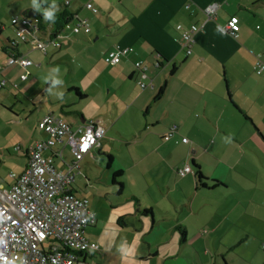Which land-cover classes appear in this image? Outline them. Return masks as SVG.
<instances>
[{
  "label": "crops",
  "instance_id": "0c3cea01",
  "mask_svg": "<svg viewBox=\"0 0 264 264\" xmlns=\"http://www.w3.org/2000/svg\"><path fill=\"white\" fill-rule=\"evenodd\" d=\"M86 1L45 0L53 13L65 8L73 15L72 23L84 18L90 26L87 34L75 35L65 27L54 35L52 23L40 19L37 37L46 40L58 34L61 42L58 48L48 47L47 53L29 41L30 32L25 40L17 39L10 24L12 17L35 19L42 11L24 7L22 14L9 16L7 29L0 6V72L7 79L0 104L8 106L19 124L33 118L36 140L44 137L37 122L48 112L72 127L90 120L105 127L100 147L78 162L76 175L83 176L84 187H74V180L77 195L88 200L87 174L92 169L101 173L103 153L112 156L108 166L113 173L121 170V179L128 180L127 185L122 179L117 190L129 191L124 202L110 203L112 221L99 200L91 207L88 200L94 221L84 235L98 244V250L82 258L83 264H99L97 256L109 254L131 264H264V70L257 73L254 67L258 55L264 61V0H91L98 7L96 14L85 8ZM213 3L215 13L208 17L205 9ZM230 15L239 19L236 37L223 31ZM192 24L199 29L186 55L176 27ZM117 47L132 51L119 63L107 64L105 53ZM12 51L33 64L3 66ZM71 53L94 70L90 84L96 92L105 86L109 95L126 104L123 110L95 111L89 118L79 112L76 121L67 120L71 112L53 94L61 89H54L57 79H65L55 64H63ZM135 62L145 66L144 71ZM25 72L28 77L20 80ZM163 83L162 94L154 99ZM64 84L79 98L86 97L80 86ZM120 119L122 125L129 121L130 129L110 134L108 127ZM172 125L175 129L165 139ZM127 135L129 141L122 143ZM35 139L14 148L24 157L14 172L26 166V148ZM115 142L124 144L125 165L114 164ZM64 150V159L70 160L69 147ZM54 163L64 168L60 159ZM185 163L192 172L180 176L178 169ZM195 164L205 176V186ZM8 178L0 176V181L9 183Z\"/></svg>",
  "mask_w": 264,
  "mask_h": 264
},
{
  "label": "built area",
  "instance_id": "2783aa9c",
  "mask_svg": "<svg viewBox=\"0 0 264 264\" xmlns=\"http://www.w3.org/2000/svg\"><path fill=\"white\" fill-rule=\"evenodd\" d=\"M84 5L92 13H98L93 2L88 1ZM216 7L215 3L206 7L208 17L213 16ZM10 24L17 39L25 40V34L30 32L29 41L43 53H47L50 46H61L58 34L46 40L37 37L36 33L40 30L38 18L16 16L10 19ZM176 28L180 31V44L186 46L189 53L192 35L198 27L191 25L184 30L177 25ZM239 29V20L235 15L230 16L223 27L224 32L234 37L238 36ZM71 32L75 35L89 33L87 19L78 18L71 25ZM130 51L131 47L108 50L104 61L115 65ZM16 64L26 68L33 62L24 55H11L3 66ZM135 67H141L142 71L146 68L140 62H135ZM254 67L257 73L264 70V62L258 56ZM141 75L146 76L144 72ZM19 77L25 80L28 72ZM138 82L142 88L146 86L142 80ZM6 84L7 79L0 72V90ZM37 128L44 137L26 148L24 169L10 171L11 182L0 181V264H83L77 256L78 252L98 250V244L84 235V229L94 221V215L88 209L87 198L71 189L79 172L78 162L101 145L105 127L93 120L72 127L64 119L48 112L38 120ZM174 129L172 125L164 138H170ZM59 143L62 147H58ZM65 146L69 147L70 160L64 159ZM54 159H60L65 164L64 168H58ZM189 172H192L190 163L178 169L180 176Z\"/></svg>",
  "mask_w": 264,
  "mask_h": 264
},
{
  "label": "rangeland",
  "instance_id": "374dc122",
  "mask_svg": "<svg viewBox=\"0 0 264 264\" xmlns=\"http://www.w3.org/2000/svg\"><path fill=\"white\" fill-rule=\"evenodd\" d=\"M36 4L39 5V8L35 7ZM0 6H2L1 8L6 14L3 22L7 25V29L8 27H10L9 16L11 17V15L14 14H22L21 9H23L24 7H35L36 9H40V11H43L40 7L39 0H34V2L33 0H14L11 4L6 3V1L0 0ZM5 33H9V31L6 30ZM94 60L95 59H92V61ZM97 67H100V64ZM55 69H59L65 79H57L54 85V89L58 85L61 89L53 94V98L55 100L58 99V101L61 100L63 103H66L67 111H70L72 115L67 116V120L76 121V119L79 118V112H83L85 117L89 118V116L95 111H98L99 113H103L105 111L114 113L115 111H117V109L123 110L125 108L126 104L117 101L113 95H109L106 91L105 86L99 92H96L95 87L90 84V79H92L93 77L94 70L89 71V65L79 62L78 58L76 59L72 53L68 56V58H66L63 64H55ZM68 81L72 82L74 85L80 86L82 89L81 91H84V93L86 91V97L79 98L75 94V91L73 89L64 88V82L66 83ZM0 111H2V113L4 114H0V176L9 179L8 173L10 171H16L17 168L22 165L24 159V157L22 156V152H17L14 148L17 145L26 147L31 139H35L32 132L34 122L32 121L33 118H31L28 121L22 123L24 124V130L22 131V124L16 122L18 118L14 116L12 112L8 113V106H6L5 104H0ZM125 115L126 113L124 114V116ZM123 123L124 125H122V119H120L116 121L113 126L110 125L107 130L110 129V134L112 135L114 133L113 131L119 130L120 128H127L129 130V121H123ZM128 130H126L124 133H128ZM107 135H109V133ZM121 140L122 143H125L129 141V136L127 135ZM112 151L116 156L114 164L125 165V160L128 157L124 144L115 142ZM100 155H102L103 158L100 162L102 171L100 173V171L97 172L96 170L92 169V173L87 174V178L90 182L85 188L89 190V193L87 194L89 206L91 207L93 203L99 200L98 203L103 206V211L106 214L108 221H112L113 219L111 217L112 213L110 211V203H123L129 191L126 189L121 194L117 193L119 185L112 183L113 167H111L110 165L108 166L109 160L107 154L103 153ZM99 175L101 176L100 178ZM83 179L84 178L82 175H76L74 187L78 186V189L80 187H84ZM122 179L128 185V180L123 177ZM122 179L121 177H118L117 180L121 181ZM95 194H97V196ZM97 261V263L99 264H131L129 260L123 262L120 259H114L111 254H109V256H97Z\"/></svg>",
  "mask_w": 264,
  "mask_h": 264
},
{
  "label": "trees",
  "instance_id": "16d2710c",
  "mask_svg": "<svg viewBox=\"0 0 264 264\" xmlns=\"http://www.w3.org/2000/svg\"><path fill=\"white\" fill-rule=\"evenodd\" d=\"M40 1V4H41V7H42V13H40V14H37L38 15V19H39V28L42 26V22L40 21V19L42 20L44 17H45V11H49V9H48V3L47 2H45V0H39ZM88 1H91V0H88ZM88 1H86V2H88ZM85 2V3H86ZM92 2V1H91ZM94 4V3H93ZM95 5V4H94ZM85 6V5H84ZM96 6V5H95ZM186 6V5H185ZM86 8V7H85ZM98 8V7H97ZM89 10V9H88ZM92 12V11H91ZM230 16H233V15H230ZM229 16V17H230ZM236 16V15H235ZM53 19H47L46 21L48 22V23H52V25H53V27H54V32H53V34L55 35L60 29H64L65 27L66 28H68V27H71V25L73 24L72 23V20H73V15L70 13V12H68L65 8H63L62 10H59V11H56V12H54L53 13ZM229 17H228V19H229ZM227 19V20H228ZM239 20V19H238ZM227 22V21H226ZM72 23V24H71ZM226 24V23H225ZM192 25H196V24H192ZM197 26V25H196ZM240 26V25H239ZM198 27V26H197ZM182 29H184V28H182ZM187 29V28H186ZM198 29H199V27H198ZM197 29V30H198ZM185 30V29H184ZM196 30V31H197ZM240 30V29H239ZM179 43H180V41H179ZM181 45V44H180ZM10 47L9 48H13L14 46H15V44L13 43V42H10V45H9ZM181 49H183V51H184V53L186 54V55H188V54H190L191 53V50H192V43H191V45H190V47H189V49H190V52L189 53H187V47L186 46H182L181 45ZM11 55H19V54H17L16 52L14 53L13 51L8 55V57L9 56H11ZM259 56V55H258ZM259 58H260V56H259ZM261 59V58H260ZM262 60V59H261ZM263 61V60H262ZM264 62V61H263ZM157 66H160V64H158ZM164 87H165V83H163L161 86H160V88L158 89V92L156 93V95L154 96V99H158L159 97H160V95L162 94V92H163V89H164ZM77 94L79 95V96H83L78 90H77ZM100 147V146H99ZM99 147H97V148H99ZM65 155H66V153H64ZM64 155V156H65ZM111 159H112V156L111 155H108V160H109V162H108V164L110 163V161H111ZM55 160V159H54ZM196 165V164H195ZM196 167H197V171H196V174H197V177H198V179H199V181H200V183L203 185V186H205V182H204V179H205V176L202 174V172L199 170V168H198V166L196 165ZM122 175V173H121V170H117V171H115L114 173H113V176H112V182H113V184H117V185H119V189H118V191L120 192V190H121V188H122V186H123V184H122V182L120 181V180H117L118 179V177H120ZM214 182H215V180H214ZM217 183V182H216ZM71 191H73L74 192V190L73 189H71ZM75 193V192H74ZM143 211V213L145 214V213H150L149 212V210H147V209H143L142 210ZM90 225V224H89ZM89 225H87L86 227H85V229L89 226ZM85 229H84V231H85ZM182 241L184 240V238L182 237V239H181ZM93 252H95V251H82V252H78L77 253V256L81 259V261L83 260L82 258H84V257H86V255L87 254H89V253H93Z\"/></svg>",
  "mask_w": 264,
  "mask_h": 264
},
{
  "label": "clouds",
  "instance_id": "9594fccd",
  "mask_svg": "<svg viewBox=\"0 0 264 264\" xmlns=\"http://www.w3.org/2000/svg\"><path fill=\"white\" fill-rule=\"evenodd\" d=\"M33 2H34V0H33ZM35 7L39 8V5L36 4ZM53 18H54V17H53V12H52L51 10H49V11H45V19H46V20H47V19H53Z\"/></svg>",
  "mask_w": 264,
  "mask_h": 264
},
{
  "label": "snow or ice",
  "instance_id": "6c2138e0",
  "mask_svg": "<svg viewBox=\"0 0 264 264\" xmlns=\"http://www.w3.org/2000/svg\"><path fill=\"white\" fill-rule=\"evenodd\" d=\"M85 147H87V146L85 145Z\"/></svg>",
  "mask_w": 264,
  "mask_h": 264
}]
</instances>
